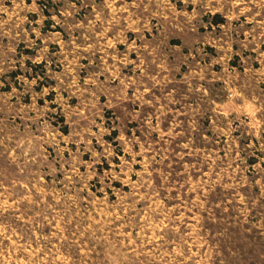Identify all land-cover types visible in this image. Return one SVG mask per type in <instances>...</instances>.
<instances>
[{"label":"rangeland","instance_id":"374dc122","mask_svg":"<svg viewBox=\"0 0 264 264\" xmlns=\"http://www.w3.org/2000/svg\"><path fill=\"white\" fill-rule=\"evenodd\" d=\"M0 264H264V0H0Z\"/></svg>","mask_w":264,"mask_h":264},{"label":"crops","instance_id":"0c3cea01","mask_svg":"<svg viewBox=\"0 0 264 264\" xmlns=\"http://www.w3.org/2000/svg\"><path fill=\"white\" fill-rule=\"evenodd\" d=\"M215 17H218V19H214L213 21H211L209 24H214V25H219V23L223 24V22L225 21V19L223 17H219V14L221 13H218V12H215Z\"/></svg>","mask_w":264,"mask_h":264}]
</instances>
